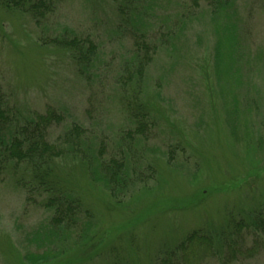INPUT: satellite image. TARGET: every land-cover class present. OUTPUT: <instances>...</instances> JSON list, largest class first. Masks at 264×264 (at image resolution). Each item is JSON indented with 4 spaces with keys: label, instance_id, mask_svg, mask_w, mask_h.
<instances>
[{
    "label": "rangeland",
    "instance_id": "374dc122",
    "mask_svg": "<svg viewBox=\"0 0 264 264\" xmlns=\"http://www.w3.org/2000/svg\"><path fill=\"white\" fill-rule=\"evenodd\" d=\"M7 1L0 95L13 124L48 106L62 115L47 130L51 143L73 124L83 129L53 168L79 201L82 229L48 248L33 237L51 212L26 163H11L0 174V264H33L26 254L49 249L60 252L34 264H169L164 253L192 232L216 245L237 222L264 218V0H128L137 10L124 18L117 8L126 0H45L32 9ZM70 39L81 51L93 44L87 64L60 45ZM135 41L150 56L139 85ZM128 106L145 115L133 139ZM91 157L124 162L121 192L91 179ZM237 244L255 253L226 263L224 249L164 258L264 264L263 232Z\"/></svg>",
    "mask_w": 264,
    "mask_h": 264
},
{
    "label": "trees",
    "instance_id": "16d2710c",
    "mask_svg": "<svg viewBox=\"0 0 264 264\" xmlns=\"http://www.w3.org/2000/svg\"><path fill=\"white\" fill-rule=\"evenodd\" d=\"M45 0H8V4L15 8H40L41 6L45 8ZM51 1V0H50ZM43 2V3H42ZM124 4H121L117 8V13L119 17H125L131 14L137 8H126L128 0ZM49 2L47 1V5ZM27 6V7H26ZM60 45L69 48L76 52V60L82 59L84 56V61L88 62L89 53L93 51V44L88 45L87 49L81 51V44L77 43L74 39L59 41ZM134 56L136 63L134 67L133 80L134 85H139L141 83V78L143 71L150 59L148 54V45L146 43H138L135 41ZM138 51H144L143 56H140ZM84 64V62H83ZM136 106V105H134ZM133 106V107H134ZM8 106L6 104L5 98L0 95V174L6 169L9 164L13 163H26L30 170L31 183L36 185L34 189L38 191L39 196L42 198V205L48 209L51 213L48 219L42 223V225L34 232L40 237H44L41 240V244H45L46 248L53 243L62 242L64 237L66 238L68 234L77 233L81 231L82 227L78 224L79 219L77 215L79 213V201L72 196L71 192L64 189L58 181V177L54 174L55 160L61 155V153L71 152L73 150L72 146H68L69 141L79 139L83 135V129L73 124L71 128L67 129L62 139L57 143H51L47 139V130L49 126L54 124H60L62 122V115L57 113L54 108L48 106L44 113H35L28 119H25L22 123L13 124L9 118ZM135 109L128 106V119L129 123L135 126V129L129 138L133 134L141 135L145 131V115L141 112L134 111ZM129 132V133H130ZM133 139V138H132ZM87 159V158H86ZM123 163L115 159L109 160V162L100 161L96 157H91L86 160V165L88 167V172L93 180L99 181V183L104 184L105 187L110 188L111 193L116 194L121 192V187L127 182L126 173L123 170ZM117 188V191L114 190ZM84 233L79 234L80 241L87 237L89 231V226L82 230ZM243 231H246L243 233ZM264 233V218L254 217L250 219L246 224L243 222H237L233 225L228 233H224L219 241L216 242L212 240L211 237L202 235L198 232H192L189 234L185 240L179 244L174 250L170 249V252L164 253V257H174L175 253L179 252L183 260V256L189 258H203L208 255H213L215 251L225 250L227 251L226 262H233L236 258L250 257L251 253H255V246H251L250 249H244L238 246V242L245 236V234ZM37 236V237H38ZM50 239L54 242L51 243ZM56 249V248H55ZM191 251V255L187 250ZM51 250H45L40 254H26L24 259L31 262L37 263L41 261H46L50 257H56L60 252L56 250V253L50 252ZM163 257L162 263H171L166 258Z\"/></svg>",
    "mask_w": 264,
    "mask_h": 264
}]
</instances>
